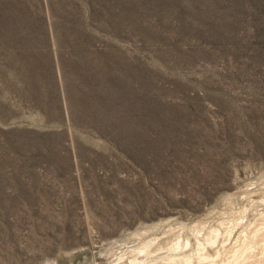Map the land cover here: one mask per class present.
Listing matches in <instances>:
<instances>
[{
    "label": "rangeland",
    "instance_id": "1",
    "mask_svg": "<svg viewBox=\"0 0 264 264\" xmlns=\"http://www.w3.org/2000/svg\"><path fill=\"white\" fill-rule=\"evenodd\" d=\"M0 264H264V0H0Z\"/></svg>",
    "mask_w": 264,
    "mask_h": 264
}]
</instances>
